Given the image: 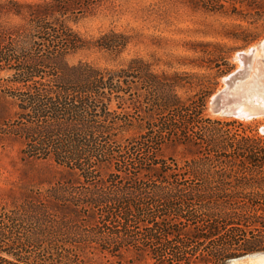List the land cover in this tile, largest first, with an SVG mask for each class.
Returning a JSON list of instances; mask_svg holds the SVG:
<instances>
[{
    "label": "trees",
    "instance_id": "trees-1",
    "mask_svg": "<svg viewBox=\"0 0 264 264\" xmlns=\"http://www.w3.org/2000/svg\"><path fill=\"white\" fill-rule=\"evenodd\" d=\"M218 2L264 22L261 0ZM70 8L53 0L31 14L46 50L0 35V72L13 73L0 94L15 108L0 100V142L21 140L22 161L59 175L0 196V264H230L263 253L264 138L206 115L215 85L204 76L156 72L144 58L69 64L67 52L83 46L54 19ZM127 43L111 32L96 47L118 54ZM169 147L182 158L166 156Z\"/></svg>",
    "mask_w": 264,
    "mask_h": 264
},
{
    "label": "rangeland",
    "instance_id": "rangeland-1",
    "mask_svg": "<svg viewBox=\"0 0 264 264\" xmlns=\"http://www.w3.org/2000/svg\"><path fill=\"white\" fill-rule=\"evenodd\" d=\"M64 1L71 3L69 14L61 17L57 15L54 20L76 35L83 46L78 51L67 52L66 60L69 64L89 63L99 68H119L125 67L133 58H144L153 65L156 72H188L204 76L207 85H215V91L207 103L206 115L213 119L235 120L247 129L250 128L253 134L264 138L261 132L264 115L242 120L235 116L215 114L211 103L213 97L226 88L225 79L242 67L238 60L239 53L252 48L260 51L259 59L264 75V22L253 15V11L244 7L239 9L240 15L229 16L224 12L226 10L219 8L218 1H222L228 9L231 0H215V3L214 0ZM261 1L264 3V0ZM52 3L53 0H0V35L4 33L9 39L10 33L18 32L15 37L17 49L37 46L38 50H46L47 46L39 44L41 42L35 39L40 34L30 24V16L35 13V9L51 6ZM111 32L127 37V46L118 54L96 47L99 38ZM222 59L227 61V66ZM220 61L221 69L218 70L215 66ZM228 67L232 70L222 74L221 71L226 72ZM249 73L241 81L248 80L252 71ZM12 74L1 71L0 83L4 84ZM261 82L264 79L258 83ZM197 91L180 90L179 94L186 98ZM0 100L8 102L12 113L15 111L11 98L0 94ZM129 105L127 103L125 107ZM111 109L120 112L116 102H113ZM135 132L131 130L121 136L126 138ZM22 148V141L14 137H7L0 142V196L12 187L18 190L47 185L59 176L54 171H41L46 167L42 161H22ZM165 155L180 160L182 150L169 147ZM255 254L264 255V252ZM85 258L98 260L99 256L88 253ZM101 259L109 260L108 257ZM145 264L152 262L148 260Z\"/></svg>",
    "mask_w": 264,
    "mask_h": 264
},
{
    "label": "bare ground",
    "instance_id": "bare-ground-1",
    "mask_svg": "<svg viewBox=\"0 0 264 264\" xmlns=\"http://www.w3.org/2000/svg\"><path fill=\"white\" fill-rule=\"evenodd\" d=\"M255 50L250 65V72L252 71L251 76L246 81L237 82L234 87L235 95L241 97V105L235 106L237 110L233 109L226 116H235L242 120H251L264 115V82L258 83L264 79L263 66L259 59L260 51ZM234 264H264V255H252L241 261L234 262Z\"/></svg>",
    "mask_w": 264,
    "mask_h": 264
},
{
    "label": "water",
    "instance_id": "water-1",
    "mask_svg": "<svg viewBox=\"0 0 264 264\" xmlns=\"http://www.w3.org/2000/svg\"><path fill=\"white\" fill-rule=\"evenodd\" d=\"M255 51V49H251L248 52H242L238 54V60L240 61L242 67L236 70L234 73L230 74L225 79L226 88L213 97L211 103L212 110L215 114L226 115L228 114V112H232L233 109L237 110L235 106H239L241 104V97L235 95L236 92L234 90V87L237 82H240L242 79H245L248 76L250 72L252 56ZM261 132L264 134V127L261 128ZM249 256L252 255H247L241 258L231 260V264H234V262L241 261L242 259Z\"/></svg>",
    "mask_w": 264,
    "mask_h": 264
}]
</instances>
